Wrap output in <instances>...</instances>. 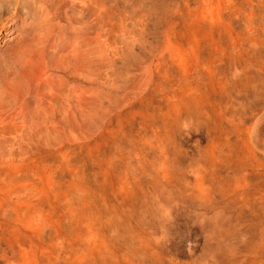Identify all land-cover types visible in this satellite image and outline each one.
<instances>
[{
    "label": "rangeland",
    "instance_id": "obj_1",
    "mask_svg": "<svg viewBox=\"0 0 264 264\" xmlns=\"http://www.w3.org/2000/svg\"><path fill=\"white\" fill-rule=\"evenodd\" d=\"M0 264H264V0H0Z\"/></svg>",
    "mask_w": 264,
    "mask_h": 264
}]
</instances>
